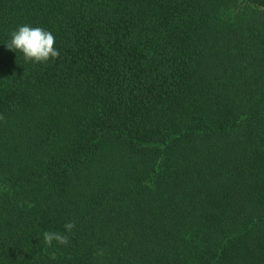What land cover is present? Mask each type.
Masks as SVG:
<instances>
[{
	"label": "trees",
	"instance_id": "1",
	"mask_svg": "<svg viewBox=\"0 0 264 264\" xmlns=\"http://www.w3.org/2000/svg\"><path fill=\"white\" fill-rule=\"evenodd\" d=\"M0 264H264V0H0Z\"/></svg>",
	"mask_w": 264,
	"mask_h": 264
},
{
	"label": "clouds",
	"instance_id": "2",
	"mask_svg": "<svg viewBox=\"0 0 264 264\" xmlns=\"http://www.w3.org/2000/svg\"><path fill=\"white\" fill-rule=\"evenodd\" d=\"M55 37L50 31L41 27H33L31 25H20L11 34L8 42L4 43L8 50L20 53L26 61L41 64L50 60L59 58V49L54 47ZM71 230V223L65 225ZM53 238L61 244L67 242L65 237L58 234H44L45 241L50 242Z\"/></svg>",
	"mask_w": 264,
	"mask_h": 264
}]
</instances>
